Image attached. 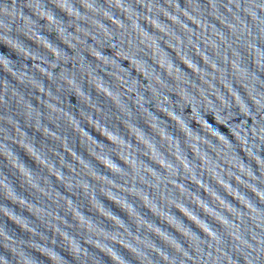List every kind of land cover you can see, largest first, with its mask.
I'll list each match as a JSON object with an SVG mask.
<instances>
[{
	"label": "water",
	"instance_id": "obj_1",
	"mask_svg": "<svg viewBox=\"0 0 264 264\" xmlns=\"http://www.w3.org/2000/svg\"><path fill=\"white\" fill-rule=\"evenodd\" d=\"M0 264H264V0H0Z\"/></svg>",
	"mask_w": 264,
	"mask_h": 264
}]
</instances>
